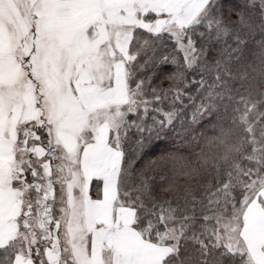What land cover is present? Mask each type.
Listing matches in <instances>:
<instances>
[{
  "label": "snow or ice",
  "instance_id": "6c2138e0",
  "mask_svg": "<svg viewBox=\"0 0 264 264\" xmlns=\"http://www.w3.org/2000/svg\"><path fill=\"white\" fill-rule=\"evenodd\" d=\"M0 264H264V0H0Z\"/></svg>",
  "mask_w": 264,
  "mask_h": 264
},
{
  "label": "trees",
  "instance_id": "16d2710c",
  "mask_svg": "<svg viewBox=\"0 0 264 264\" xmlns=\"http://www.w3.org/2000/svg\"><path fill=\"white\" fill-rule=\"evenodd\" d=\"M224 3L227 7H231L233 5H239L240 0H224ZM235 17H233L234 19ZM252 51L257 52L258 49L252 45ZM168 50L171 51V45H168ZM182 58V54L181 57ZM249 63L253 64V66H259V60L256 56L249 55ZM172 65H163L162 69H169ZM149 75L153 76V86L154 87H167L168 80L166 79L167 72L162 70H157V72H149ZM190 118V117H189ZM215 118L213 117V120ZM207 121L202 122L198 125H192L190 128L181 129L179 126V122H177L176 131H171L168 133V137L163 142L157 140H145L143 149L139 151L138 158L135 159V163L133 165L134 169L140 170L144 168L145 165H148L150 161L154 160L157 156L160 155L162 150L168 151H176L183 155L192 156L195 158V153L199 152L200 147L205 143L204 137L201 136L203 132L206 136L214 135V132L211 129H206L205 124ZM147 135V134H145ZM196 137V139H193ZM140 139L139 136H132L131 140L133 143L128 145V148L134 147V141ZM129 155L132 153L129 151ZM146 175H152L153 170L151 167H148L146 170ZM157 196H168L169 193H165L160 191L159 187L156 188Z\"/></svg>",
  "mask_w": 264,
  "mask_h": 264
},
{
  "label": "crops",
  "instance_id": "0c3cea01",
  "mask_svg": "<svg viewBox=\"0 0 264 264\" xmlns=\"http://www.w3.org/2000/svg\"><path fill=\"white\" fill-rule=\"evenodd\" d=\"M92 187H94V188H93V197H95V196H96V184H95V182H93V184L90 185V190H91V191H92ZM91 191H90V192H91Z\"/></svg>",
  "mask_w": 264,
  "mask_h": 264
},
{
  "label": "rangeland",
  "instance_id": "374dc122",
  "mask_svg": "<svg viewBox=\"0 0 264 264\" xmlns=\"http://www.w3.org/2000/svg\"><path fill=\"white\" fill-rule=\"evenodd\" d=\"M29 178H30V177H29ZM30 179H31V178H30ZM93 188H94V187H92V191L90 190V191H91L90 193H91L92 196H93Z\"/></svg>",
  "mask_w": 264,
  "mask_h": 264
}]
</instances>
